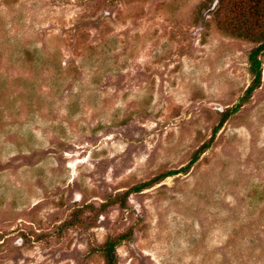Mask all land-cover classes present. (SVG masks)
I'll use <instances>...</instances> for the list:
<instances>
[{
  "label": "rangeland",
  "instance_id": "obj_1",
  "mask_svg": "<svg viewBox=\"0 0 264 264\" xmlns=\"http://www.w3.org/2000/svg\"><path fill=\"white\" fill-rule=\"evenodd\" d=\"M216 0H0V264H264L256 42ZM220 13V14H219Z\"/></svg>",
  "mask_w": 264,
  "mask_h": 264
},
{
  "label": "trees",
  "instance_id": "obj_2",
  "mask_svg": "<svg viewBox=\"0 0 264 264\" xmlns=\"http://www.w3.org/2000/svg\"><path fill=\"white\" fill-rule=\"evenodd\" d=\"M213 7H217V11L222 14L219 25L223 29H234L237 36L253 40L257 43L248 55V63L252 75L250 85L246 88L240 103L222 113L218 124L212 130V136L209 141L197 149L186 166L179 170L165 172L146 182L133 186L124 193L111 198L109 200L110 205L118 204L120 207L126 208L130 195L149 189L166 178L188 172L199 156L210 147L213 139L229 117L236 113L242 104L247 102L254 91L260 87L262 77L261 57L264 56V0H216ZM130 236V232L122 234L116 238L108 239L103 244L100 250L105 258V264H116L115 249L118 244L129 239Z\"/></svg>",
  "mask_w": 264,
  "mask_h": 264
}]
</instances>
